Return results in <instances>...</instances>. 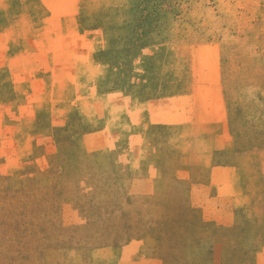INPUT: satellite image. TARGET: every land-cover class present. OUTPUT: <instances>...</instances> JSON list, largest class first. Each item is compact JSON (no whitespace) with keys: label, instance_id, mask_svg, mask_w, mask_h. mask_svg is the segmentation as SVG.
Instances as JSON below:
<instances>
[{"label":"rangeland","instance_id":"1","mask_svg":"<svg viewBox=\"0 0 264 264\" xmlns=\"http://www.w3.org/2000/svg\"><path fill=\"white\" fill-rule=\"evenodd\" d=\"M0 264H264V0H0Z\"/></svg>","mask_w":264,"mask_h":264}]
</instances>
